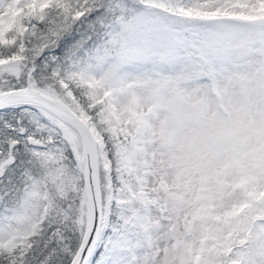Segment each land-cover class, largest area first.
Returning <instances> with one entry per match:
<instances>
[{
	"label": "snow or ice",
	"instance_id": "6c2138e0",
	"mask_svg": "<svg viewBox=\"0 0 264 264\" xmlns=\"http://www.w3.org/2000/svg\"><path fill=\"white\" fill-rule=\"evenodd\" d=\"M0 264H264V0H0Z\"/></svg>",
	"mask_w": 264,
	"mask_h": 264
}]
</instances>
